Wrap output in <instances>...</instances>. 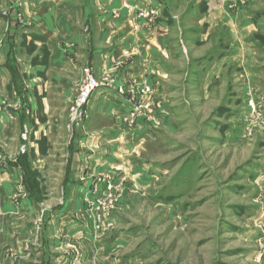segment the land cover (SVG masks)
I'll list each match as a JSON object with an SVG mask.
<instances>
[{
  "label": "crops",
  "instance_id": "1",
  "mask_svg": "<svg viewBox=\"0 0 264 264\" xmlns=\"http://www.w3.org/2000/svg\"><path fill=\"white\" fill-rule=\"evenodd\" d=\"M235 3L0 0V264H41L39 257L47 258L43 227L48 225L54 250L91 242L78 210L94 197L93 176L136 166L137 178L144 177L145 166L153 169L144 153H162L175 109L186 106L176 94L188 64L195 69L193 84L201 89L222 82L227 68L237 80L238 74L246 77V87L251 77L264 75V0ZM84 67L100 84L88 100L83 126L74 128L69 139L66 110ZM143 85L152 96L150 120L134 111L144 96L129 100L131 91ZM152 120L162 126L153 128ZM23 126L28 157L17 154ZM52 139L63 149L58 166H66L65 173L59 170L58 176L67 191L59 199L48 192L41 201L32 170L46 173L49 165L39 158V142ZM62 201L67 205L56 208ZM45 203L55 208L50 211ZM87 249L93 253V247ZM56 260L67 262L61 256Z\"/></svg>",
  "mask_w": 264,
  "mask_h": 264
},
{
  "label": "rangeland",
  "instance_id": "2",
  "mask_svg": "<svg viewBox=\"0 0 264 264\" xmlns=\"http://www.w3.org/2000/svg\"><path fill=\"white\" fill-rule=\"evenodd\" d=\"M187 67L176 94L186 106L175 109L170 130L164 131L162 153H144L153 169L145 166L149 169H143L144 177L137 178L136 166L93 176L94 197L78 210V219L89 226L91 242L54 250L51 225L44 226L47 258L40 256L38 262L61 264L56 260L61 256L66 264H264V97L257 88L264 87V75L251 77L246 87V77L238 74L237 80V73L227 68L222 82L201 89L193 84L195 69ZM143 93L148 106L139 113L150 120L152 96ZM73 97L66 110L69 139L87 118V105L80 119L71 118ZM152 126L162 125L156 120ZM27 139L28 128L23 126L18 156H27ZM39 143V158L49 166L46 173L32 170L31 178L41 201L48 192L59 199L67 191L60 188L58 176L59 170L65 173L66 166H58L63 149L54 139ZM120 200L122 207L117 208ZM62 202L56 208L67 205ZM45 205L50 211L55 208L54 203Z\"/></svg>",
  "mask_w": 264,
  "mask_h": 264
},
{
  "label": "built area",
  "instance_id": "3",
  "mask_svg": "<svg viewBox=\"0 0 264 264\" xmlns=\"http://www.w3.org/2000/svg\"><path fill=\"white\" fill-rule=\"evenodd\" d=\"M244 0H236V2H243ZM81 85H79L78 91L73 97L72 103L70 105L69 111L71 114V118L73 120L80 119L84 112L82 110L83 107H85L88 103V100L94 90L98 88L99 82L93 77V74L91 73L90 69L87 67H84L82 69V80ZM142 89H133L129 95V100H134V97L137 96H144L143 92H149V87L146 85L141 86ZM118 93L122 94L124 92L122 87H118L117 89ZM146 101H141L134 107V111L136 113H139L144 107L148 106L145 104ZM23 140H25V135H22Z\"/></svg>",
  "mask_w": 264,
  "mask_h": 264
}]
</instances>
